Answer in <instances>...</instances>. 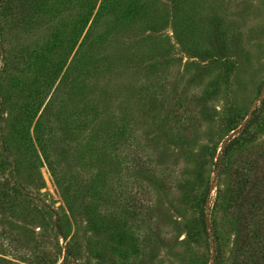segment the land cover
Here are the masks:
<instances>
[{"label": "rangeland", "instance_id": "rangeland-1", "mask_svg": "<svg viewBox=\"0 0 264 264\" xmlns=\"http://www.w3.org/2000/svg\"><path fill=\"white\" fill-rule=\"evenodd\" d=\"M63 1L28 0L23 8L15 2L11 14L28 11L30 18L17 37L10 33L3 43L11 51L5 77L30 75L24 52L39 56V78L33 85L18 84L13 93L20 92L29 104L27 154L42 181L33 195L59 213L60 234L54 218L0 213V264H31V257L40 254L60 264L66 246L70 264H199L196 251L203 264H210L214 245L224 264H231L233 221L224 212L229 180L218 175L212 155L230 135L222 140L217 135L225 99L243 116L264 96V0H90L87 6L71 0L68 10ZM100 6L109 12L105 31L96 17ZM64 22L70 25L55 48L38 50L53 27ZM97 31L100 37L94 36ZM221 50L230 53L225 65L219 63ZM105 56L118 61L111 75L97 69ZM80 82L92 86L87 100L95 117L81 109L84 102L77 104ZM53 94L51 109L34 130ZM104 100L109 111L99 130ZM187 114L188 123L182 120ZM209 141L220 144L215 153H206L201 169L195 155ZM263 141L264 131L250 145ZM87 142L88 156L76 168L72 156L81 154ZM130 151L137 153L143 170L153 167L144 175L148 183H132L136 167ZM112 155L119 158L117 170L110 169L111 163L98 169L99 160ZM97 171L105 182L111 179L98 195L88 189ZM203 194L208 250L195 206ZM131 201L141 206L140 219L125 211ZM104 208L117 219H93L94 210L101 214ZM7 221L24 227L27 238ZM122 232L125 247L119 241ZM196 239L202 248L194 245Z\"/></svg>", "mask_w": 264, "mask_h": 264}, {"label": "trees", "instance_id": "trees-1", "mask_svg": "<svg viewBox=\"0 0 264 264\" xmlns=\"http://www.w3.org/2000/svg\"><path fill=\"white\" fill-rule=\"evenodd\" d=\"M27 1L28 0H0V213L2 215L9 214L12 216L16 211H23L31 214L34 218L39 217L38 219L54 218L56 219V224H52L54 225L57 233L60 234V227L57 224L59 219H61L59 213L57 211H53L44 204L38 203L37 197L35 198L33 195V192L38 193V191L42 188V181L38 174L35 161L27 154L28 144L26 127H29L30 121L28 122L26 120H28L27 110L29 104L22 102L23 96L19 95L21 94L20 92L13 93V90L18 84L27 83L26 85H33V81L39 78L40 67L38 65L39 56L37 52H24L28 56V61L26 62L28 67L26 69L27 71L32 72L30 75L23 73L20 74L19 77H5V73H7L9 66L7 65V62H9V54L11 51L3 48L4 38L10 35V33H14L15 37H17L20 34V30L18 29L21 24H26L25 22H28L31 14V12L24 10L25 12L21 16H18L17 13L11 14V11L15 2L16 5L23 8ZM70 1L71 0L63 1L65 9H67L66 5L69 4ZM89 2L90 0H82L83 5L85 6H87ZM58 4V6L61 5L60 2ZM50 8L53 9L54 7L50 6ZM54 9L55 11L57 10L56 8ZM107 11V6L102 8L100 6L96 13V17L100 15L99 21L102 19L100 21L102 31L107 30V27H109V23L107 21L109 12ZM104 13H107L106 19L104 18ZM69 25L70 22L58 23L55 25L46 41L42 44V49L38 48V50L49 51L55 48L53 44L57 42L58 37L64 30L67 29ZM94 36L100 37L101 35L99 31H97ZM63 42L65 45L67 43V39L63 40ZM219 52L223 55L220 58L219 63L225 65V62L227 63L228 61L230 53H228V50H221ZM40 55L43 56L42 52ZM117 62L118 61L115 60L113 56L102 57L97 66L99 74L111 75ZM78 87L77 95L75 96L77 104L84 102L81 106L83 108L81 109H85L89 113L91 112L92 116L95 117L96 110L92 105H90V102L88 103L87 100L88 97L91 96L90 91L92 90V86H85L83 82H80ZM104 94L106 96L105 92ZM104 94L103 98L105 99ZM53 95L44 104V107L34 125V130L39 129V120L43 117V119H45L47 112L51 109V104L57 97L55 94ZM58 101H60V99H58ZM103 102V110L100 112V117L109 111L108 104L105 100ZM38 104L37 110L43 103L41 102ZM61 108L62 107H60V110ZM220 111V124L217 130V135L219 136L218 138L219 140H222L227 135H230L229 138L221 144L219 154L216 157L212 155V158H215L214 165L217 168L218 175L226 176L229 180L224 212L225 215L233 221V239L230 252L232 261L231 264H264V141L258 145H250L254 141L255 135L264 131V96L259 100L258 104L248 115L245 114L240 116V110L226 99L224 106ZM185 117L187 118H182V120L188 123L190 119L188 118L189 115L187 114ZM105 123V117L102 116L101 120L97 122V128L101 130ZM187 129L188 128H184L183 131H186ZM218 144H220V141L215 144L216 146H213L214 144H212V141H209L199 147L198 153L195 155L199 168L202 169L207 163L206 153L208 151L215 153ZM88 145L89 143L87 142L81 154L74 151L77 154L76 156H72L74 167L79 168V166H81L80 163L84 158L83 156H88ZM19 146H21V148ZM139 152H141V150H139ZM130 154L131 161L136 167L133 171L132 183L137 186H139L141 182L144 184L148 183L149 177L144 175L146 173H152L153 167L149 170H143V167H140L139 165V157L137 153L130 151ZM112 157L113 159L111 158L109 160L100 159L98 162L100 165L98 167L100 168H97L103 169L104 166L106 167L109 163H111L110 169L113 171H115V169L117 170L119 158L117 159L115 155H112ZM146 157L150 160L152 158L150 156ZM149 163L150 165L153 164L152 161ZM68 165L69 167L73 166L71 163ZM26 171L28 172L29 178H23ZM99 172L100 171L94 173L88 185V189L97 195L99 194L97 193L98 189H104L107 186V181L110 179L109 176L105 182L106 176L103 175L101 178V172ZM110 174L112 173L110 172ZM200 175L201 174L199 173L196 174L194 184H196L195 181L199 180L198 178ZM101 179L102 182L100 181ZM117 182L119 181L117 180ZM120 187L122 186L118 184V188ZM196 187L198 186L196 185ZM129 200L133 199L129 198ZM134 201H131L126 205L127 207L125 208V211L129 212L132 217L131 219H140L137 213L140 211L141 206L139 203ZM204 202L205 194H203L199 204H196L195 206L196 208H199V225L201 227L202 234L205 236V239H203L205 249L207 248L208 250L206 244V226L204 225V215L202 209ZM95 211L96 209L93 213V219H117V216L115 217L108 209H102L101 214H96ZM6 224L9 227H14L17 230H20V233L25 235L24 232H26V230L21 225H17L13 221H7ZM25 236L27 238V235ZM125 239L127 238L122 232L119 235V241L124 247L127 245V240L125 241ZM203 243L202 240L199 241L198 239L194 241V245L197 244L198 248H202ZM64 252L65 254L60 264H70V262H67V258L69 257L67 246ZM195 256L199 264H203L201 259L202 254L196 251ZM31 258L32 259L29 261L31 264L56 263V261H51L42 254L33 255ZM210 259V264H224L221 250L217 247V245H214L211 249Z\"/></svg>", "mask_w": 264, "mask_h": 264}]
</instances>
